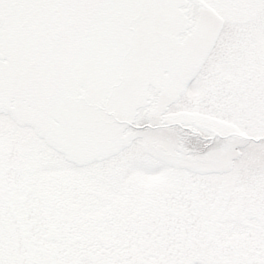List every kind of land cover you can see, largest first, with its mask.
I'll return each instance as SVG.
<instances>
[{
	"label": "snow or ice",
	"instance_id": "6c2138e0",
	"mask_svg": "<svg viewBox=\"0 0 264 264\" xmlns=\"http://www.w3.org/2000/svg\"><path fill=\"white\" fill-rule=\"evenodd\" d=\"M0 264H264V0H0Z\"/></svg>",
	"mask_w": 264,
	"mask_h": 264
}]
</instances>
